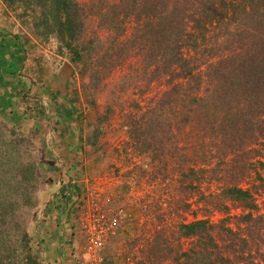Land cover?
Masks as SVG:
<instances>
[{"label": "rangeland", "instance_id": "obj_1", "mask_svg": "<svg viewBox=\"0 0 264 264\" xmlns=\"http://www.w3.org/2000/svg\"><path fill=\"white\" fill-rule=\"evenodd\" d=\"M77 1L86 12L81 60L44 25L35 26L40 7L0 0V249L10 264L26 253L23 231L37 264H140L154 237L170 236L177 220L204 215L193 204L173 216L190 197L180 172L154 170L129 143L127 114L150 105L166 78L148 82L142 56L131 53L95 81L91 63L110 51L113 31L92 11L101 2V11H111L118 0ZM225 181L206 179L199 188L216 190ZM256 197L263 213L264 196ZM228 204L233 223L242 208ZM211 213L214 220L225 215ZM98 231L100 255L93 257L88 238ZM189 244L180 240L184 249Z\"/></svg>", "mask_w": 264, "mask_h": 264}, {"label": "trees", "instance_id": "obj_2", "mask_svg": "<svg viewBox=\"0 0 264 264\" xmlns=\"http://www.w3.org/2000/svg\"><path fill=\"white\" fill-rule=\"evenodd\" d=\"M24 2L40 7L36 27L44 25L74 59H83V3ZM102 3L92 13L113 31L111 49L94 58L90 75L101 81L135 53L148 82L166 78L150 105L127 114L129 143L154 170L180 172L190 197L181 199L173 216L193 204L204 214L177 220L170 236L154 237L139 263L264 264V212H257L256 197L264 196V0H118L106 12ZM222 178L216 190L199 188L206 179ZM229 201L242 208L233 223ZM215 211L225 215L211 219ZM183 238L190 243L185 249ZM21 240L26 253L20 264H37L27 231ZM2 253L0 264H10Z\"/></svg>", "mask_w": 264, "mask_h": 264}, {"label": "built area", "instance_id": "obj_3", "mask_svg": "<svg viewBox=\"0 0 264 264\" xmlns=\"http://www.w3.org/2000/svg\"><path fill=\"white\" fill-rule=\"evenodd\" d=\"M114 223V222H113ZM101 231H98L93 236L89 235L88 238V245H87V253L89 255L99 256L100 255V249H101V243H102V236ZM102 258H99L98 260L101 261Z\"/></svg>", "mask_w": 264, "mask_h": 264}, {"label": "crops", "instance_id": "obj_4", "mask_svg": "<svg viewBox=\"0 0 264 264\" xmlns=\"http://www.w3.org/2000/svg\"><path fill=\"white\" fill-rule=\"evenodd\" d=\"M9 57H10V58H13V57H11L10 55H9ZM4 58H5V57H4ZM16 64L19 65V63H16ZM18 65H16V67H17ZM16 69H17V68H16ZM106 260L109 261L110 263L112 262V260H111L110 258H108V257H106Z\"/></svg>", "mask_w": 264, "mask_h": 264}]
</instances>
